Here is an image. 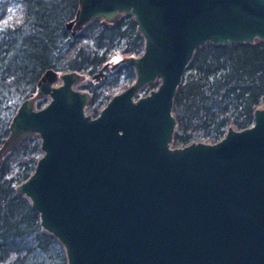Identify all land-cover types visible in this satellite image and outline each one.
<instances>
[{
	"label": "water",
	"instance_id": "95a60500",
	"mask_svg": "<svg viewBox=\"0 0 264 264\" xmlns=\"http://www.w3.org/2000/svg\"><path fill=\"white\" fill-rule=\"evenodd\" d=\"M76 1L71 33L131 17L142 49L119 61L133 81L90 115L88 93L72 87L82 73L46 69L0 142L1 158L38 136L40 155L14 190L65 264H264V107L213 142L171 146L173 96L194 49L264 43V0Z\"/></svg>",
	"mask_w": 264,
	"mask_h": 264
},
{
	"label": "trees",
	"instance_id": "16d2710c",
	"mask_svg": "<svg viewBox=\"0 0 264 264\" xmlns=\"http://www.w3.org/2000/svg\"><path fill=\"white\" fill-rule=\"evenodd\" d=\"M10 1L0 0V19ZM16 1L22 6L21 20L14 25H0V142L8 133V121L16 106L34 93L44 70H86L92 74L106 62L108 47L120 42L119 53L123 56L136 55L142 49V38L131 17L105 24L94 18L71 33L65 23L74 16L76 0ZM81 40L84 43L65 57L63 50ZM90 44L94 49L89 48ZM188 65L194 71L183 78L173 96L175 121L182 129L180 134L173 132L172 142L187 143L189 133L197 130V134L214 141L227 125L235 129L247 126L253 108L264 104V43L206 42L194 49ZM117 76L131 83L132 67L119 62L105 67L102 77L93 84H82L89 101L98 99ZM156 84L149 83L148 87ZM110 96L111 91L102 98L107 101ZM43 101L45 97L37 98L35 107ZM21 150L22 160L14 165L5 154L0 158V264H65L61 244L41 228L28 199L14 190L40 155L38 140L23 145Z\"/></svg>",
	"mask_w": 264,
	"mask_h": 264
},
{
	"label": "rangeland",
	"instance_id": "374dc122",
	"mask_svg": "<svg viewBox=\"0 0 264 264\" xmlns=\"http://www.w3.org/2000/svg\"><path fill=\"white\" fill-rule=\"evenodd\" d=\"M22 13H23V11H22L21 4L18 3L16 0H11L10 3L6 7L5 14H4L3 18L0 19V25H9V24L14 25V24L18 23L21 20ZM121 17H123L124 19L128 18V16H124V15H122ZM84 41L85 40H81V41L77 42L76 44H74L72 46L66 47L63 50L64 56L67 57V58L70 57L71 54L73 53L74 48L77 45L84 43ZM204 43H206V42H204ZM89 48L90 49H94L92 44L89 45ZM120 48H121V43L120 42H118L114 46L108 47V49L106 50L107 59H106V62L104 64H102V65H105V67L108 68V67H114L117 63H119L120 62L119 61L120 58L124 57L122 54L119 53ZM188 63H189V61H188ZM188 63H187V65L185 67V70L183 72V78L186 75H188L189 73H193V71H194L191 68V66L188 65ZM105 67L98 66L96 69H98L99 71L100 70L103 71ZM64 70H67V69H64ZM110 70H112V69H110ZM79 73H82V78L79 81H76V83L73 85L74 88H75L76 84H78V83L79 84L80 83H84L86 80L97 81V80H99L102 77V76H98L97 79H94V78L92 79L89 75L88 76L85 75V72H79ZM112 75L113 74H111V76L108 77V78L111 79ZM183 78H182V80H183ZM127 84L128 83L125 82V80H124V78L122 76H117L114 79L113 83L111 85H109L108 88H106V89H104L102 91V94H101V96L98 99H96L95 101H91V102H88V103L85 104V107H84L85 113H88V114L92 115V113L98 109L99 105H101L102 103H105L106 100H104L102 98L103 95L110 94V91H111V94H113L115 92H119ZM147 89H151V88L148 87V84L142 86L141 88H139V90H140V92L142 94L144 92L146 93ZM45 98L47 99V97H45ZM98 100H100V103H98ZM43 102H45V101H43ZM256 106L264 107V104L263 103H259ZM171 112H172L173 115L175 114V107L173 106V104H172V107H171ZM181 129H182V125H180L179 123L175 122L174 131L173 132H175L177 134H180L181 133ZM198 131H200V130L192 131V132L189 133L190 134V140H195V139L211 140L210 138H207L205 136H201V135L197 134V133H199ZM37 137L38 136L36 134H30V135L24 137L23 139H20L22 141L19 140L17 142V144L5 154L7 156V160L9 161V163L11 165H14L17 161L22 160V154H21L22 153V150H21L22 146L23 145H29L31 143V141L37 140ZM172 143L173 144H180V143H177L175 141H173Z\"/></svg>",
	"mask_w": 264,
	"mask_h": 264
},
{
	"label": "flooded vegetation",
	"instance_id": "af4514ba",
	"mask_svg": "<svg viewBox=\"0 0 264 264\" xmlns=\"http://www.w3.org/2000/svg\"><path fill=\"white\" fill-rule=\"evenodd\" d=\"M103 65H100V67H102ZM105 67V66H104ZM62 71H71V70H62ZM62 71H57V72H62ZM99 70L98 69H96V71L94 72V73H92V74H88L87 73V71L86 70H82V71H79V72H85V75H89L92 79L94 78V79H97V77L98 76H102L103 75V71L102 70H100L101 71V73H99L98 72ZM79 81V80H78ZM86 82H90V83H92L93 84V81L92 80H86L84 83H86ZM76 83V82H75ZM75 83H73V85L75 84ZM84 83H78V84H76V86H75V88L73 87V85H72V87L74 88V89H77V90H79V91H86L87 93H88V91L86 90V89H84L83 87H82V84H84ZM116 93V92H115ZM147 93V92H146ZM143 94H145V92L143 93ZM142 94V95H143ZM88 95H89V93H88ZM112 95V94H111ZM42 97H45V96H42ZM88 102H90L89 101V97H88V101L86 102V103H88ZM106 102V101H105ZM44 102H41L40 103V105H42ZM104 103H102L101 105H99L98 106V109L96 110V113L98 112V110H99V108L103 105ZM40 105H38V106H40ZM95 113V114H96ZM94 114V115H95ZM92 115H93V113H92Z\"/></svg>",
	"mask_w": 264,
	"mask_h": 264
},
{
	"label": "built area",
	"instance_id": "2783aa9c",
	"mask_svg": "<svg viewBox=\"0 0 264 264\" xmlns=\"http://www.w3.org/2000/svg\"><path fill=\"white\" fill-rule=\"evenodd\" d=\"M140 95H142V93L139 90V91L136 92L135 97L140 96ZM195 140H201V141H205L206 140L207 142L210 141V140H207V139H195ZM177 146H180V144H177Z\"/></svg>",
	"mask_w": 264,
	"mask_h": 264
}]
</instances>
